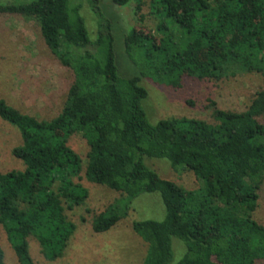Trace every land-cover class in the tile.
<instances>
[{
	"label": "trees",
	"instance_id": "obj_1",
	"mask_svg": "<svg viewBox=\"0 0 264 264\" xmlns=\"http://www.w3.org/2000/svg\"><path fill=\"white\" fill-rule=\"evenodd\" d=\"M135 1V14L144 21L143 0ZM89 2L98 19L95 39L81 5L70 0L0 4L2 15L35 19L47 46L75 74L65 105L51 120L0 98V117L22 136L12 153L25 168L0 171V234L3 229L19 264H36L29 237L53 261L65 254L76 231L68 211L85 204L89 190L75 180L82 171L80 155L68 144L75 133L90 146L89 181L120 191V203L142 193L162 195L164 220L133 223L148 244L144 264H170L174 237L187 248L177 264L264 261V224L255 218L264 186V89L244 111L219 109L211 101L215 123L178 117L153 124L141 84L146 77L179 87L187 75L221 80L244 72L264 80V0H151L156 33L135 27L125 46L139 70L132 76L120 72L112 19L99 0ZM146 157L167 158L194 172L199 187L163 178ZM119 208L113 203L94 216V231H108L124 218ZM0 264H6L1 245Z\"/></svg>",
	"mask_w": 264,
	"mask_h": 264
},
{
	"label": "rangeland",
	"instance_id": "obj_2",
	"mask_svg": "<svg viewBox=\"0 0 264 264\" xmlns=\"http://www.w3.org/2000/svg\"><path fill=\"white\" fill-rule=\"evenodd\" d=\"M32 1L0 0V4ZM150 2L143 0L141 12L145 15L144 21H140L135 14V0L126 5H118L113 0L98 2L106 17L113 21L118 64L124 76L139 74L137 66L126 53L129 32L136 27L146 31L152 29L156 33V20L150 15ZM70 3L72 6L81 5L80 13L90 37L95 39L98 19L92 4L89 0H70ZM74 79V70L63 64L47 46L35 19L0 14V98L21 111L51 120L65 105ZM141 84L148 90L143 107L153 124L161 119L178 117H194L215 123V108L211 101H215L219 109L244 111L251 105L257 92L264 89L263 77L257 72H244L221 80L187 75L179 87L157 83L146 77L141 78ZM260 118L264 121V115ZM68 144L82 159V171L75 180L88 188L89 197L85 204L68 211V217L77 228L62 257L47 260L41 253L37 239L29 237L30 254L36 264H144L148 244L136 233L133 223L145 219L164 220L167 210L162 195L159 192L142 193L130 204H126L125 199L120 203V191L87 179L85 172L90 146L83 135H71ZM19 145H22L20 129L0 117V171L25 168L23 161L12 153L13 148ZM145 163L163 178L187 189H195L200 185L201 181L194 172L174 167L167 158L146 157ZM113 203L120 206L125 217L110 230L95 232L92 225L94 216ZM255 218L264 224V186ZM0 245L5 252L6 264H19L3 229ZM173 250L174 258L170 264H177L187 250L185 242L174 237ZM259 264H264V261Z\"/></svg>",
	"mask_w": 264,
	"mask_h": 264
}]
</instances>
